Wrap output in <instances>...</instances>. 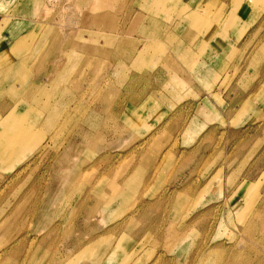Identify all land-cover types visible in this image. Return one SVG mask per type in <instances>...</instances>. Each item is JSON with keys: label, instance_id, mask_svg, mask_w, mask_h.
I'll list each match as a JSON object with an SVG mask.
<instances>
[{"label": "rangeland", "instance_id": "rangeland-1", "mask_svg": "<svg viewBox=\"0 0 264 264\" xmlns=\"http://www.w3.org/2000/svg\"><path fill=\"white\" fill-rule=\"evenodd\" d=\"M215 47L251 93L192 153ZM56 255L264 264V0H0V264Z\"/></svg>", "mask_w": 264, "mask_h": 264}, {"label": "crops", "instance_id": "crops-1", "mask_svg": "<svg viewBox=\"0 0 264 264\" xmlns=\"http://www.w3.org/2000/svg\"><path fill=\"white\" fill-rule=\"evenodd\" d=\"M213 41H216L215 46H217V38H214ZM219 42L221 44V40ZM222 57H225L222 51H219L216 47L210 49L206 53L205 59L202 60L204 65L195 71L196 76L192 78L196 92L200 96L197 103L200 104L201 108L203 107L204 111L201 109L200 114L195 113L193 115L195 118L192 122L197 124L196 133H191L188 130L189 134H186L187 137L184 140L182 135H180L179 145L180 148H196L191 150L192 153L197 152L198 148L217 147V140L220 135L225 136V138L233 136L235 105L243 103L245 98L251 93V91L240 90L234 81H231V78L229 79L230 81L223 82L226 74L231 75L234 68L220 70L217 64ZM218 76L217 81H214ZM202 113L205 116H202ZM178 125L182 126L181 122ZM200 127L202 128L200 129ZM178 131L179 129L177 131L175 129L170 136L175 137ZM199 136L201 139L191 144L192 140L194 141ZM220 148H228V142H223Z\"/></svg>", "mask_w": 264, "mask_h": 264}, {"label": "bare ground", "instance_id": "bare-ground-1", "mask_svg": "<svg viewBox=\"0 0 264 264\" xmlns=\"http://www.w3.org/2000/svg\"><path fill=\"white\" fill-rule=\"evenodd\" d=\"M13 113H14V111H13ZM25 171V170H24ZM257 210V209H256ZM259 212V211H258ZM261 218V217H260ZM254 221V220H253ZM257 224V223H256ZM220 249V248H219ZM60 257L59 256H57L56 255V257H55V259H54V261H53V264H56V262L58 261V259H59Z\"/></svg>", "mask_w": 264, "mask_h": 264}]
</instances>
